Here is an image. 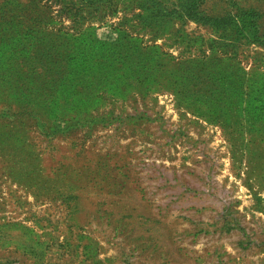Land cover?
<instances>
[{"label": "rangeland", "instance_id": "rangeland-1", "mask_svg": "<svg viewBox=\"0 0 264 264\" xmlns=\"http://www.w3.org/2000/svg\"><path fill=\"white\" fill-rule=\"evenodd\" d=\"M203 183L264 241V0H0V264H193Z\"/></svg>", "mask_w": 264, "mask_h": 264}, {"label": "crops", "instance_id": "crops-1", "mask_svg": "<svg viewBox=\"0 0 264 264\" xmlns=\"http://www.w3.org/2000/svg\"><path fill=\"white\" fill-rule=\"evenodd\" d=\"M200 186V185H199ZM197 186V187H199ZM179 193L191 194L192 198L181 201V195L170 196L172 201L173 213L185 219L190 230L185 229L182 233L190 241L178 245L179 255L188 258L193 264H264V241L247 243L242 241H200L204 235H216L231 232L238 224L232 223V218L224 216V210H228L232 205L230 198L223 200V197L213 194L209 198L205 192L208 185L202 184L200 188H194L189 192L188 186L174 185ZM215 197V199H212ZM171 203V202H169ZM224 219V220H223Z\"/></svg>", "mask_w": 264, "mask_h": 264}, {"label": "trees", "instance_id": "trees-1", "mask_svg": "<svg viewBox=\"0 0 264 264\" xmlns=\"http://www.w3.org/2000/svg\"><path fill=\"white\" fill-rule=\"evenodd\" d=\"M191 17L203 23H207V24L218 25L220 23L218 19L210 18V17H200L194 13L191 14Z\"/></svg>", "mask_w": 264, "mask_h": 264}]
</instances>
